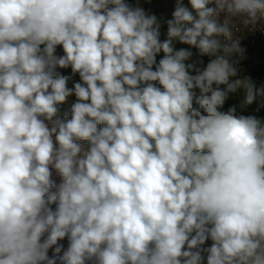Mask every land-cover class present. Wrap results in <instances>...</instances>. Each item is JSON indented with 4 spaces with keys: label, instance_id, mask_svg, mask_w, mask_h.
<instances>
[{
    "label": "clouds",
    "instance_id": "clouds-1",
    "mask_svg": "<svg viewBox=\"0 0 264 264\" xmlns=\"http://www.w3.org/2000/svg\"><path fill=\"white\" fill-rule=\"evenodd\" d=\"M188 2L161 42L124 0H0V264H264V123L223 110L264 0Z\"/></svg>",
    "mask_w": 264,
    "mask_h": 264
},
{
    "label": "rangeland",
    "instance_id": "rangeland-1",
    "mask_svg": "<svg viewBox=\"0 0 264 264\" xmlns=\"http://www.w3.org/2000/svg\"><path fill=\"white\" fill-rule=\"evenodd\" d=\"M124 2L132 8H137V7L142 8L145 11V13L148 15H155L160 24V40L161 42H163L165 39H167V21L172 19V13L175 9L176 0H124ZM183 2L184 5L189 7V9L191 10V6L188 0H183ZM173 47L175 50H179L181 48L190 50L193 53V55L190 58V60L187 61L186 63H194L196 67L199 68L206 67L207 63H209L210 59H212L208 56H200L196 48L186 44H182L178 40L173 41ZM55 55L57 56L64 55L62 46H57ZM162 57H163V53H160L157 56L156 58L157 63ZM232 59L237 62L236 67L238 69V76L235 78L247 77L253 82L255 90L257 92L253 102H255L256 98L258 97L260 108H262L264 111V95L259 94V90L261 88H264V62L262 65H256L253 62L252 57L244 50L242 52V55L236 54L233 56ZM201 61L203 63H201ZM56 71L59 74L71 77L68 82L69 88H72L74 83L81 82L79 74L78 73L73 74L70 67L67 69L57 68ZM192 74H195L194 70ZM224 87L226 86L221 85L222 89ZM244 96L245 93L243 90H238L236 93H230L228 99L225 101L223 110L226 111L229 107L235 106L239 114L245 116H254L257 119H259L262 123H264V119L261 120V118L264 117V113L261 116L255 115L254 112L252 111L253 102L251 104H244ZM75 102H76V97L72 95L68 97L64 103L59 104L58 107H60L65 112V114L67 113V116H71V106ZM201 248L205 249L204 244L201 246ZM201 255L204 258L203 259V264H204V260L207 253L205 251H202Z\"/></svg>",
    "mask_w": 264,
    "mask_h": 264
},
{
    "label": "built area",
    "instance_id": "built-area-1",
    "mask_svg": "<svg viewBox=\"0 0 264 264\" xmlns=\"http://www.w3.org/2000/svg\"><path fill=\"white\" fill-rule=\"evenodd\" d=\"M233 31H234V38L239 41L240 48L245 52H247L252 57V60L256 65H262L264 62V26L258 25L255 28L253 27L245 28L237 24L236 28H234ZM56 118L64 119V114L60 109L57 114V117H54L53 119ZM45 122L48 124L49 127L52 126L51 122L49 121H45ZM53 139L55 138L53 137ZM82 143L87 147L88 145L87 141H83ZM52 179L55 180L57 184L60 182V177L58 176V174L54 169H52ZM58 243L62 244L64 246V249L66 250L69 241L67 238H65L59 241ZM210 246L211 245L205 246V249H207ZM48 254L50 257L53 255L51 249L49 250ZM88 264H92V262H88Z\"/></svg>",
    "mask_w": 264,
    "mask_h": 264
},
{
    "label": "trees",
    "instance_id": "trees-1",
    "mask_svg": "<svg viewBox=\"0 0 264 264\" xmlns=\"http://www.w3.org/2000/svg\"><path fill=\"white\" fill-rule=\"evenodd\" d=\"M252 107V106H251ZM64 114V119H65V112L60 108L58 107ZM252 111L254 112L255 115L257 116H261L263 115L264 111L262 108H260V104H259V101H258V97L256 98L255 102H253V108H252ZM67 119H70L71 116H67L66 117ZM53 209H55V205H52Z\"/></svg>",
    "mask_w": 264,
    "mask_h": 264
},
{
    "label": "crops",
    "instance_id": "crops-1",
    "mask_svg": "<svg viewBox=\"0 0 264 264\" xmlns=\"http://www.w3.org/2000/svg\"><path fill=\"white\" fill-rule=\"evenodd\" d=\"M259 118V117H258ZM264 117L261 118V120H263ZM206 243V244H205ZM204 243V246H207V245H211L212 241L209 239L207 240L206 242ZM204 264H207V255L205 257V260H204Z\"/></svg>",
    "mask_w": 264,
    "mask_h": 264
}]
</instances>
